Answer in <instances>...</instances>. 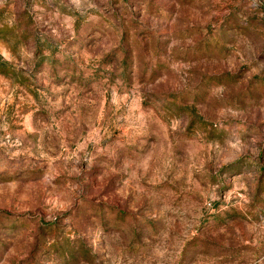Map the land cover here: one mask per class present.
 Segmentation results:
<instances>
[{"label":"rangeland","instance_id":"1","mask_svg":"<svg viewBox=\"0 0 264 264\" xmlns=\"http://www.w3.org/2000/svg\"><path fill=\"white\" fill-rule=\"evenodd\" d=\"M0 264H264V0H0Z\"/></svg>","mask_w":264,"mask_h":264}]
</instances>
